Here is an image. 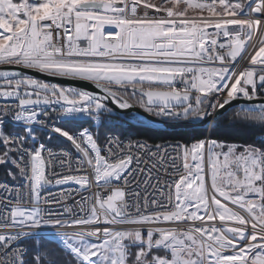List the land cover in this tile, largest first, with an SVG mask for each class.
I'll return each instance as SVG.
<instances>
[{
  "label": "snow or ice",
  "instance_id": "obj_1",
  "mask_svg": "<svg viewBox=\"0 0 264 264\" xmlns=\"http://www.w3.org/2000/svg\"><path fill=\"white\" fill-rule=\"evenodd\" d=\"M0 166V264H264V0H0Z\"/></svg>",
  "mask_w": 264,
  "mask_h": 264
},
{
  "label": "trees",
  "instance_id": "obj_2",
  "mask_svg": "<svg viewBox=\"0 0 264 264\" xmlns=\"http://www.w3.org/2000/svg\"><path fill=\"white\" fill-rule=\"evenodd\" d=\"M123 127L127 129L124 138L131 140H148L150 143H182L187 141L194 134L201 137H211L221 142H236L238 144L253 142V138L251 136L235 134L228 131L226 128H222L220 130H217L216 132H213L211 128L210 131H208L207 129L169 131L155 129L144 125H138L131 122H127V124L123 125ZM0 180L17 182L8 175L7 169L4 166H0Z\"/></svg>",
  "mask_w": 264,
  "mask_h": 264
},
{
  "label": "water",
  "instance_id": "obj_3",
  "mask_svg": "<svg viewBox=\"0 0 264 264\" xmlns=\"http://www.w3.org/2000/svg\"><path fill=\"white\" fill-rule=\"evenodd\" d=\"M32 74L38 76L41 79H50V78L44 77L38 73H32ZM76 83L79 86H83L89 90L95 91L94 86L88 82H76ZM129 111H134L136 113V115L138 116V120L133 122V123L138 124V125H144V126H148V127L155 128V129L169 130V131L190 130V128H170V127H167V125L165 123L157 122L158 118H149L148 122L141 123L140 121L144 119L146 114H144L138 106H136L134 110H129ZM206 129H208V131H210V128H206Z\"/></svg>",
  "mask_w": 264,
  "mask_h": 264
},
{
  "label": "built area",
  "instance_id": "obj_4",
  "mask_svg": "<svg viewBox=\"0 0 264 264\" xmlns=\"http://www.w3.org/2000/svg\"><path fill=\"white\" fill-rule=\"evenodd\" d=\"M256 42V38L254 37L253 38V43H255ZM257 47H258V45H257ZM248 52L249 53H253V49L252 48H249L248 49ZM246 64H247V62L245 61L243 64H241L240 66H239V68H243L244 66H246ZM239 70V69H238ZM129 118H131V117H129ZM132 120H134V121H137L138 120V116L136 115V118H131ZM113 121H118V119H116L115 117H113ZM123 139H125V141H127V140H129V139H126V138H123ZM141 141H143V140H141ZM175 143H177V142H172V143H164V144H175ZM3 182H6L7 184H9V185H13V184H16L17 182H10V181H6V180H0V183H3ZM62 188H64V189H68V188H70V187H74V185H64V186H61ZM0 191H2V190H0ZM51 191L53 192V193H57V192H59L60 191V189L59 188H52L51 189ZM70 202V201H69Z\"/></svg>",
  "mask_w": 264,
  "mask_h": 264
},
{
  "label": "bare ground",
  "instance_id": "obj_5",
  "mask_svg": "<svg viewBox=\"0 0 264 264\" xmlns=\"http://www.w3.org/2000/svg\"><path fill=\"white\" fill-rule=\"evenodd\" d=\"M118 122L120 123V120H118ZM127 122H131V123H133L134 122V120H128V118H127ZM127 122H125L123 125H126L127 124ZM141 127V126H140ZM124 138V137H123ZM130 138V137H129Z\"/></svg>",
  "mask_w": 264,
  "mask_h": 264
},
{
  "label": "rangeland",
  "instance_id": "obj_6",
  "mask_svg": "<svg viewBox=\"0 0 264 264\" xmlns=\"http://www.w3.org/2000/svg\"><path fill=\"white\" fill-rule=\"evenodd\" d=\"M154 2H156V3H159L160 2V0H154ZM128 120H131V118H128ZM115 123H118L119 124V122L118 121H114ZM129 123V122H128ZM208 130V129H207Z\"/></svg>",
  "mask_w": 264,
  "mask_h": 264
}]
</instances>
